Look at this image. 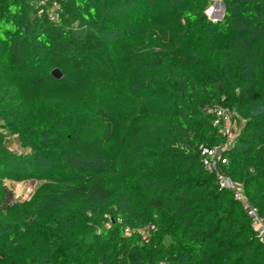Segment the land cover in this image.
<instances>
[{
  "label": "trees",
  "instance_id": "trees-1",
  "mask_svg": "<svg viewBox=\"0 0 264 264\" xmlns=\"http://www.w3.org/2000/svg\"><path fill=\"white\" fill-rule=\"evenodd\" d=\"M38 1L0 0V264H264L202 159L264 219V0Z\"/></svg>",
  "mask_w": 264,
  "mask_h": 264
},
{
  "label": "built area",
  "instance_id": "built-area-1",
  "mask_svg": "<svg viewBox=\"0 0 264 264\" xmlns=\"http://www.w3.org/2000/svg\"><path fill=\"white\" fill-rule=\"evenodd\" d=\"M38 4L41 6L44 5L45 0H39ZM47 13L54 22H58L61 19L62 8L59 3L53 2L47 8ZM208 111L215 116L214 124L219 127L222 133L228 136V146L232 143L237 135V130L233 131V127L237 124V121L233 119L236 113L220 105L209 107ZM223 149L224 148L222 145L203 147V165L210 173H213L217 177L220 187L230 189L233 192L235 198L241 202L243 208L252 218L253 227L259 231L260 240L264 242V219L259 214L258 208L251 204L246 198L242 187L230 179V177L224 172L222 165L227 162V159L223 156Z\"/></svg>",
  "mask_w": 264,
  "mask_h": 264
},
{
  "label": "rangeland",
  "instance_id": "rangeland-1",
  "mask_svg": "<svg viewBox=\"0 0 264 264\" xmlns=\"http://www.w3.org/2000/svg\"><path fill=\"white\" fill-rule=\"evenodd\" d=\"M223 14V5L221 0H209V5L206 11V15L210 20L220 19ZM76 32L81 35L83 29H76ZM238 128L237 124L233 127V131H236ZM13 143H15L13 141ZM38 186L36 181H29L26 183H14V188L16 195L29 197L34 189Z\"/></svg>",
  "mask_w": 264,
  "mask_h": 264
},
{
  "label": "water",
  "instance_id": "water-1",
  "mask_svg": "<svg viewBox=\"0 0 264 264\" xmlns=\"http://www.w3.org/2000/svg\"><path fill=\"white\" fill-rule=\"evenodd\" d=\"M222 5L224 6V4L222 3ZM224 14H225V6H224V10H223V14L221 15L220 19H222L224 17ZM220 19H215L214 21L216 20H220ZM52 75L57 78V79H60L63 77V73L60 71L59 68H55L53 69L52 71Z\"/></svg>",
  "mask_w": 264,
  "mask_h": 264
},
{
  "label": "clouds",
  "instance_id": "clouds-1",
  "mask_svg": "<svg viewBox=\"0 0 264 264\" xmlns=\"http://www.w3.org/2000/svg\"><path fill=\"white\" fill-rule=\"evenodd\" d=\"M12 11H13V12H15V11H16V8H15V7H13V8H12Z\"/></svg>",
  "mask_w": 264,
  "mask_h": 264
},
{
  "label": "bare ground",
  "instance_id": "bare-ground-1",
  "mask_svg": "<svg viewBox=\"0 0 264 264\" xmlns=\"http://www.w3.org/2000/svg\"><path fill=\"white\" fill-rule=\"evenodd\" d=\"M223 10H224V6H223Z\"/></svg>",
  "mask_w": 264,
  "mask_h": 264
}]
</instances>
